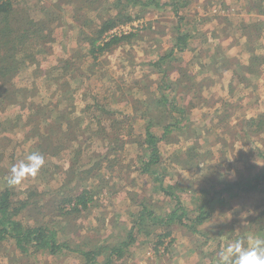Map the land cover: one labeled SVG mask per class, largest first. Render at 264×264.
<instances>
[{
	"label": "rangeland",
	"instance_id": "rangeland-1",
	"mask_svg": "<svg viewBox=\"0 0 264 264\" xmlns=\"http://www.w3.org/2000/svg\"><path fill=\"white\" fill-rule=\"evenodd\" d=\"M19 1L32 20L53 27L51 43L41 46L47 51L42 50L39 66L26 67L13 78L18 87L33 85L39 92L0 109V190L10 188L15 199L26 200L24 223L36 217L55 224L72 246L97 251L91 264H209L211 258L216 263L227 244L241 237H264L254 216L264 208L262 183L238 196L222 193L221 202L216 201L225 183L249 180L264 169V133L246 137L242 130L246 118L263 110L264 13L259 8L264 9V0H104L100 12L88 13L95 17L94 26L100 25L98 17L124 12L131 20L103 35L106 40L123 33L132 36L106 48L96 60L85 58L88 43L69 28L72 8L67 1ZM60 3L61 8L55 6ZM250 3L258 11L247 13ZM50 16L54 21L47 20ZM248 50L260 57L253 72L248 70ZM73 52L79 60L65 73L63 60ZM49 70L54 75L43 78L42 71ZM57 75L61 77L54 81ZM160 96L172 106L167 117L174 124L177 119L179 128L159 143L161 164L152 168L159 167L164 176L154 180L142 172L145 158L130 136H144L148 121L159 119L162 107L153 104ZM39 102L57 104L54 114L64 110L72 119L63 129H73L75 137L57 133L61 147L56 145V151L55 145L47 149L41 138L43 123L37 131L29 121L32 111L26 106ZM101 127L121 132L123 150L111 154L118 156L115 166L103 163L91 171L95 156L113 148L100 139ZM152 130L160 133L161 128ZM32 152L44 156V166L35 177L9 187L11 167ZM168 184L175 198L164 192ZM82 189L90 191L91 201L81 211H70L73 202L64 198ZM176 200L185 213L182 224L137 218L145 208L167 218ZM195 201L212 208L200 225L192 221ZM250 220H256L252 230L246 226ZM118 246L122 251L113 253ZM85 263L80 252H25L12 238L0 241V264Z\"/></svg>",
	"mask_w": 264,
	"mask_h": 264
},
{
	"label": "trees",
	"instance_id": "trees-1",
	"mask_svg": "<svg viewBox=\"0 0 264 264\" xmlns=\"http://www.w3.org/2000/svg\"><path fill=\"white\" fill-rule=\"evenodd\" d=\"M63 1H67L66 5H71L72 8V11L70 12V19H68V21L72 22V25L70 22L71 26H69V28L71 30L74 29L77 31V38L79 36L88 43V53L85 55V58H92V60H96L99 57V54L103 52V50L109 48L122 38L132 36V33H123L119 36L111 35L106 40L105 36L103 35L106 31H108L115 25L131 20L130 16L126 15L124 12L117 11L114 15L113 11L104 17H98L96 22L99 21L100 25L96 27L94 26V22L92 19L95 17H92L91 19L90 17H88V13L100 12L101 10L98 9L104 0H88L87 5L86 0ZM61 4L62 3L56 4L55 6L61 8ZM249 5L250 8H248L247 13L253 11V9L254 11H258V7H254L255 4L250 3ZM263 13L264 9L259 8V14ZM55 18V20H57V17ZM47 20L54 21L53 17L51 18V16L47 18ZM59 20L60 19L58 18V21ZM36 21L31 19V17L29 16L28 8L23 7L20 4L19 0H0V109L5 108L6 104L19 102L21 96L33 97L36 92H39V90L33 87L32 84L31 88H28L27 86L18 87L13 82V78L17 72L26 69V67L32 68L35 66V64L36 66H39L40 60L42 58V56L40 55H44L42 54V50H44V52L47 51L45 50V48H41L43 42H47V44L51 43V34H49L50 29H53V27H51V23L46 24L44 20L41 19L37 22ZM90 30H92L93 33H91ZM181 39L183 38H178V42L176 44V47H179L178 49L182 48L180 47ZM74 53L75 52H73V56L63 60L65 63V73L67 71V68L70 65L72 66L74 64V61L76 63V61L79 60L77 55ZM248 53L250 56L249 58L251 59L248 70L253 72V66L260 57L257 54L252 53V51L248 50ZM261 59L263 60V58ZM42 72H44L42 75L43 78L48 77L50 79L51 75H54L55 71L49 70L48 72ZM60 77V75H57L53 76L52 78L54 79V81H56ZM166 87L168 86L166 85ZM152 104H150V107ZM168 104L169 103L164 98V96H160L157 100H155L153 105L162 107L160 113L158 114L159 119L156 121H148L147 125L144 127V136H142L141 134L133 138L132 136H130L131 142L141 148V155L145 158L143 160L144 165L141 167L142 172L150 174L154 180L163 179L164 176L163 174L160 175V170L158 169L159 167L152 168V166H157L159 163L161 164L162 154L160 152L159 143L162 140L164 141V139H170L173 131L179 128V126L177 125V119L176 123L174 124L171 122V117H167V114L169 113V111H171L172 108V106L170 105L168 107ZM56 106L57 104H53V107H49L48 102H39L38 104L29 103L28 106H26L29 111H32V113L29 114V121L31 120L34 122V127L37 131L39 129L40 122L43 123V130L42 132H40V135L43 142L46 143L47 149L52 148L55 145L54 150L52 151H56L61 147V144H59L58 140H56L58 138V136L56 135L57 133L63 132L61 135H64L68 138H72L75 134V132H72L73 129L71 131H65L63 129V125L65 123H68V127L71 126L70 123L72 122V119L69 118V113L64 110H59L57 114H54ZM89 107L90 106L88 105V108ZM149 109L151 110V108ZM154 126H158L161 128L160 133L152 130V127ZM103 128L104 127H101L102 133L100 135V139L106 141L107 143L111 142L113 148L111 151H108L105 154H99L95 156L96 161L94 163L96 165H92L91 168H88V170L91 171L93 168H96L95 166L99 167L103 163H109V165L115 166L118 163V156L112 157L111 154L123 150V144L119 146L118 142L121 132H106ZM242 130L244 131V135L246 137L264 133V104L262 111H260L257 115L246 118L244 120ZM48 131H53L52 135ZM56 145L58 149L56 148ZM75 151H77V153L79 152V150ZM260 156L264 162V152H262ZM261 183L264 185V169L252 175L249 180L241 181L238 179L225 183L221 187L220 191L216 192V195L218 196L216 201L218 203L221 202L220 198L222 193H226L230 196H238L237 194L239 193V191L255 190L256 187ZM168 185L169 186L164 187V189L166 188L164 192H166L167 194H171L170 196H173L175 198V194L173 192H170L169 190V188L173 185ZM89 192L90 191L88 190L82 189L78 194L66 196V198H64V202H73L72 205L68 206V209L70 211H81L82 209L87 208L89 201H91V197L88 196ZM14 196L15 194L10 188L4 187L0 190V241L3 239L12 238L15 241L16 247L19 250L25 252H28L31 248H33V252L45 251L48 254H57L58 252H61L65 249L68 251L80 252V254L85 257V264H91V261L96 257L95 255L97 251H85L84 248H81L79 246H72V244L68 240H63L60 236L62 234L61 228H57L55 224L51 226L49 224L50 222L48 223L42 221L41 218L35 217L33 218V221L24 223L22 221V216L25 215V212H23V207L27 202L25 199H15ZM207 201V203H209L211 199H208ZM200 202L201 201H195V204H197L194 208L196 211V216L192 220L194 224L198 225L204 222L206 217L209 216V212L212 210L210 205H208V208L206 203L200 204ZM17 203H21L23 206L20 205L19 207H17ZM178 203L179 201L176 200L174 205L176 206ZM154 215L155 214L153 210L145 208L140 210L137 218L146 216L143 217L142 220H144L147 217L151 216L153 217V221L158 224H169L176 221H179V223L182 224V219L185 217L183 209L178 206L174 207V210H171L167 213V218H162L161 216ZM254 216H258V232L261 231V234H264V208L259 210ZM254 222H256V220H250L248 223H246L247 229L252 230L250 226ZM189 228H191L192 232H201V230L197 228ZM121 251L122 246H118L112 249L113 253H119ZM209 264L216 263L211 258L209 260Z\"/></svg>",
	"mask_w": 264,
	"mask_h": 264
},
{
	"label": "clouds",
	"instance_id": "clouds-1",
	"mask_svg": "<svg viewBox=\"0 0 264 264\" xmlns=\"http://www.w3.org/2000/svg\"><path fill=\"white\" fill-rule=\"evenodd\" d=\"M45 164L39 152H32L24 160L14 164L7 178V185H20L27 177H35ZM216 264H264V237H241L222 247Z\"/></svg>",
	"mask_w": 264,
	"mask_h": 264
}]
</instances>
